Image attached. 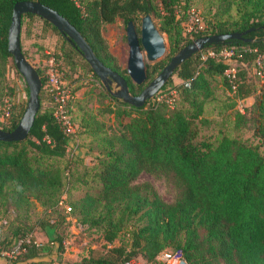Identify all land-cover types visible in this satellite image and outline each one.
<instances>
[{"label": "trees", "instance_id": "16d2710c", "mask_svg": "<svg viewBox=\"0 0 264 264\" xmlns=\"http://www.w3.org/2000/svg\"><path fill=\"white\" fill-rule=\"evenodd\" d=\"M21 1L37 2L64 18L94 56L124 78L131 96L144 86L131 84L109 52L101 35L103 25L116 20L125 25L143 15L157 19L158 31L166 38L167 55L164 61L147 66V83L170 57L195 39L251 31L241 39L201 49L232 50L229 64L212 59L201 61L199 52L183 61L159 90L177 89L171 108L151 99L134 108L111 97L103 87V97L109 102L102 113L116 119L117 127L107 134L99 126L101 123H91V118L80 124L83 134L97 141L88 181L76 174L74 155H68L77 131L74 138L63 134L52 116L47 77L34 67L40 91L32 127L23 141L0 142V208L11 207L0 211V228L12 224L8 235L0 238V248L7 249L32 235L35 227L27 228L17 218L18 208L25 213L30 202L35 201L43 208L44 219L36 223L40 229L58 228L69 218L81 230L84 227L97 236L100 249L90 250L76 264H122L130 259L151 263L168 247L177 250L185 264H264V157L259 151L264 146V84L253 73L256 56L264 54V0H216L218 12L203 22L192 39L184 34L182 19L177 17L188 11L189 0H0V99L6 88L5 68L11 60L6 39L11 10ZM23 18L25 36H29L33 20L37 19L42 33L60 39L59 55L53 53L52 58L62 73V82L63 65L72 72H88L96 79L79 51L51 24L24 14L20 29ZM228 66L235 69L237 77L233 93L223 77ZM12 68L15 69L13 64ZM216 79L235 99L251 98L252 103L243 113L223 115L214 134L199 136L198 125H208L201 118L203 104L210 98ZM9 91L13 92L12 88ZM71 92L74 94L73 89ZM24 93L27 97L25 87ZM42 99L48 101L49 107L40 108ZM22 112L20 107L10 125L0 131H12ZM246 125L250 126L255 144L234 135ZM140 173L170 180L175 192L172 202H162L148 184H134ZM74 183L89 185L90 190L70 202V212L61 215L56 212L58 202L68 185ZM9 214L13 215L10 221ZM120 236L126 242L113 246ZM62 241L56 238L57 254L63 250ZM44 250L47 247L42 245H26L11 264L34 260Z\"/></svg>", "mask_w": 264, "mask_h": 264}, {"label": "rangeland", "instance_id": "374dc122", "mask_svg": "<svg viewBox=\"0 0 264 264\" xmlns=\"http://www.w3.org/2000/svg\"><path fill=\"white\" fill-rule=\"evenodd\" d=\"M188 4L189 8L188 11L184 13V16H182V12L178 13L177 16L179 19H182V31L187 36H189V32H191L187 30L194 29L196 31L197 29H200L205 20L212 19L213 15L218 12L216 0H189ZM180 5H182V3ZM150 17L154 26L158 29L157 19L152 16ZM139 18L134 21L136 26H138ZM25 21L26 19L23 18L19 36L20 50L24 54L26 61L33 68L35 67L42 70L45 74L46 61L47 59L54 57L52 56L53 53L57 52L56 54L59 55L57 49L61 46V41L55 35L42 33L41 22L37 19L33 20L29 36H25L23 32ZM124 27L125 25L122 21L116 20L113 24L103 25L101 28V35L108 46V50H110L111 52H109L116 58L121 69H124L127 58ZM160 34L166 44V53L161 59L148 64L149 66L164 61L167 55V42L165 35L162 33ZM61 69L64 73V82L69 83V86L73 89L74 93L68 113L70 122L73 125L75 132L77 131V138L75 141L76 147H74V143L70 141L68 155H74L73 168H77L76 174H82V181H88L91 175L88 169L92 168L94 165V157L97 155L96 150L94 149L97 141H92L89 136L83 134L84 128L82 127L81 130L79 126L80 124L84 125V122L88 120L90 121L91 118V123H101L99 126L102 131L110 134L116 130L117 120L109 114L102 113L108 105L109 100L103 97V86L97 78L94 79L90 73L80 69L72 72L64 65L61 66ZM4 79L6 88L3 90V96L0 99V128L8 127L11 123L12 117L17 115L20 107L24 109L26 104L25 95H21L19 92L17 93L15 88L18 83L22 85L23 89L25 85L15 69L12 68V62L10 59L7 61ZM216 81L217 82L212 85L213 88L210 98L205 100L203 104L201 118L204 119L205 122H208V125L207 123H205V125H198L199 136L214 134L217 129V124L222 119L223 115L232 114L235 111L243 113V110L248 108L252 103L251 98H246L244 100L235 99L231 92H228L223 88L219 79H216ZM146 84L147 81L142 87ZM11 88L13 92L10 93L9 89ZM110 89L112 93L117 90L114 84L110 86ZM6 107L9 115L5 119L2 115L3 109ZM47 107H49L48 101L42 99L40 102V108L45 109ZM234 135L241 141H246L248 144L256 143V140L251 135L250 126L248 125L245 127H239L238 130L234 132ZM259 151L264 157V146L261 147ZM134 184H148L158 198L166 204L171 203L175 195L170 180L162 177H154L146 173H140L135 179ZM89 187V185L84 186L83 184L81 187L77 183L68 185L60 202H58L56 212L61 215L64 214L63 207L70 206L69 203L81 197L85 191H89ZM9 208L11 207H8L7 205L1 207L0 211L4 210L6 212ZM18 209V223L25 224V227L27 228L35 227L31 232L33 240L38 245L47 247V250L40 253L38 258L34 260L24 263L16 262L15 264H76L81 258L87 256L90 250L100 249L101 247V244L96 240L97 236L92 231L86 230L84 227H82V230L77 227L75 228L71 225L72 223L67 220H64L58 228L48 227L40 229L37 224L40 220L42 221L44 219L43 208L35 201L30 202L25 213L22 208ZM9 215L10 221L13 215ZM1 216L2 213H0V217ZM13 223H16V220ZM77 224L75 222V225ZM11 225L10 222L8 225L0 228V238L8 235ZM57 237L63 239V250L60 254H57L56 252ZM125 242L126 239L123 236H120V238L113 243V246H118ZM11 247L12 244H10L7 249H10ZM163 252L169 254L178 253L177 250H173L171 247L166 248ZM3 263V259L0 258V264Z\"/></svg>", "mask_w": 264, "mask_h": 264}, {"label": "water", "instance_id": "95a60500", "mask_svg": "<svg viewBox=\"0 0 264 264\" xmlns=\"http://www.w3.org/2000/svg\"><path fill=\"white\" fill-rule=\"evenodd\" d=\"M24 14H31L51 24L56 31L82 55L91 72L100 81L109 95L126 105L140 108L166 83L173 71L193 54L201 51L204 46L221 43L227 40H238L243 33H227L211 35L195 39L181 48L168 60L167 64L156 74L135 96L128 93L124 78L105 67L92 53L78 32L60 15L50 8L37 2L21 1L13 5L10 22L7 29V52L12 64L19 74L27 90L26 104L15 128L10 132L0 131V142L23 141L31 127L39 109L40 80L33 67L26 61L20 50V19ZM125 43L127 58L125 62V75L131 84L141 87L146 81L148 64L161 59L166 53L165 41L154 26L149 15L139 18L138 26L129 21L125 24ZM264 31V26L262 27ZM244 42L252 41L244 39ZM114 84L117 90L112 93L110 86Z\"/></svg>", "mask_w": 264, "mask_h": 264}, {"label": "built area", "instance_id": "2783aa9c", "mask_svg": "<svg viewBox=\"0 0 264 264\" xmlns=\"http://www.w3.org/2000/svg\"><path fill=\"white\" fill-rule=\"evenodd\" d=\"M189 38L192 39V34L196 33L194 29H189ZM233 56L232 50H221V51H199V58L201 61H205L207 59L212 60H220L226 64H229L231 57ZM253 73L257 77L258 81L264 84V54H259L256 56L254 60V67ZM45 75L47 77V89L51 96L52 103H53V113L52 116L56 123L59 125L60 129L62 130L63 134L66 136L74 138L75 130L70 122L69 117V101L73 98V94L69 86L62 82L61 77L62 73L57 69L56 64L53 61V58H49L46 61V71ZM223 77L226 82L230 85V90L233 93L236 87V72L232 66H228L224 72ZM22 82V81H21ZM187 86V84H184ZM16 92L21 95H25L24 89L20 83L16 84L15 86ZM22 92V93H21ZM177 89L175 87L167 89L165 91H158L156 92L151 100L155 104H165L168 107H172L173 101L176 97ZM20 95V96H21ZM26 97V96H25ZM7 107L3 109V118L8 117ZM76 141V140H75ZM75 143V142H74ZM74 147L76 145L74 144ZM64 214H68L70 212V208L67 206L63 207ZM68 222H71L73 227H77L80 229L78 225H75V222L66 218ZM34 245L35 247L38 244L32 239V235H28L21 240H18L10 249H1L0 248V258L3 259V264H11L12 261L16 259L21 253L24 252V246L26 245ZM122 264H185L183 258L181 257L180 253L177 254H169L166 252L160 253L155 261L151 263H143L138 259H130Z\"/></svg>", "mask_w": 264, "mask_h": 264}, {"label": "crops", "instance_id": "0c3cea01", "mask_svg": "<svg viewBox=\"0 0 264 264\" xmlns=\"http://www.w3.org/2000/svg\"><path fill=\"white\" fill-rule=\"evenodd\" d=\"M110 51V50H109ZM111 52V51H110Z\"/></svg>", "mask_w": 264, "mask_h": 264}]
</instances>
